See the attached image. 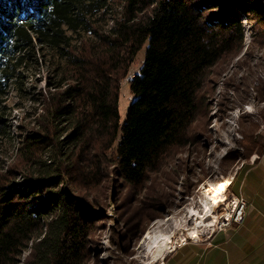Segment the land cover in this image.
Returning <instances> with one entry per match:
<instances>
[{
	"label": "trees",
	"instance_id": "1",
	"mask_svg": "<svg viewBox=\"0 0 264 264\" xmlns=\"http://www.w3.org/2000/svg\"><path fill=\"white\" fill-rule=\"evenodd\" d=\"M227 1L226 9L204 18L213 0H121L120 17L101 30L112 0H0V140L10 134L3 103L41 53L58 80L48 84L54 91L43 98L39 130L24 137L20 149L27 160L41 150L58 153L64 142L101 153L115 146L117 173L140 183L167 149L185 141L204 74L234 34L241 35V17L264 18L259 0H223L222 6ZM144 45L120 127V81ZM249 144L250 156L259 143ZM66 171L25 176L21 186L0 184V264H17L32 240L27 264L88 259L89 236L101 214L73 192Z\"/></svg>",
	"mask_w": 264,
	"mask_h": 264
},
{
	"label": "rangeland",
	"instance_id": "2",
	"mask_svg": "<svg viewBox=\"0 0 264 264\" xmlns=\"http://www.w3.org/2000/svg\"><path fill=\"white\" fill-rule=\"evenodd\" d=\"M213 1L215 7L207 9L204 18L230 4L227 1L222 6L223 0ZM259 1L264 5V0ZM120 15L121 0H112L99 28L107 30ZM144 53L145 45L120 81L117 100L120 127L133 100L128 82L138 73ZM36 57L37 64L25 71L19 89L11 88L3 103L10 134L0 140V184L21 186L25 176L35 177L45 170L54 173L57 167L65 171L68 168L64 177L73 192L101 214L89 236L90 256L83 264H145L144 249L151 237L176 236L177 224L192 228L190 210L202 213L205 204L212 206L219 199L212 196L217 191L215 185L224 180L228 185L221 192L222 206L217 207V212L220 221L226 216L231 197L240 196V171L264 144V18L241 17V35L234 34L231 46L204 74L196 96L197 112L185 141L167 149L137 184L125 181L114 168L115 146L101 153L95 146L79 150L78 146L72 148L64 142L58 153L41 150L32 154L34 161L27 160L20 149L24 137L30 130H39L43 98L54 91L48 84L58 80L47 57L45 62L41 53ZM252 139L259 145L249 156ZM254 226L255 218L250 217L245 231ZM216 227L199 226L195 236L190 233L185 239L208 240L219 231ZM235 229L233 225L229 230ZM34 242L30 241L22 250L17 264L31 260ZM177 259L170 257L168 264H175Z\"/></svg>",
	"mask_w": 264,
	"mask_h": 264
},
{
	"label": "crops",
	"instance_id": "3",
	"mask_svg": "<svg viewBox=\"0 0 264 264\" xmlns=\"http://www.w3.org/2000/svg\"><path fill=\"white\" fill-rule=\"evenodd\" d=\"M240 196L246 202V214L240 223L215 231L208 240L190 241L167 252L158 264H264V144L252 161L240 171ZM256 226L245 231L249 218ZM235 225L236 229H229Z\"/></svg>",
	"mask_w": 264,
	"mask_h": 264
},
{
	"label": "bare ground",
	"instance_id": "4",
	"mask_svg": "<svg viewBox=\"0 0 264 264\" xmlns=\"http://www.w3.org/2000/svg\"><path fill=\"white\" fill-rule=\"evenodd\" d=\"M228 182L219 181L217 186L215 185V188H217V191L212 195L213 197H216L217 201L213 202L212 206H207L206 204L203 206L204 211L202 213L192 211L190 210V217L192 219V228H185L183 226H180L177 224V234L176 236L170 235V234H155L151 237L149 242L145 245V264H153L155 263L160 257L165 253L169 252L171 250H174L182 240L187 237L190 233H195V229L199 226H206V227H216L219 230V226L223 225V218H221L217 212V207L221 205L220 202V195L221 192L227 187ZM212 187V190L215 189ZM236 202L235 200L233 202H230V208L227 211L226 217H229L231 212L233 211V203ZM217 205V206H216ZM222 206V205H221ZM223 212V210L221 211Z\"/></svg>",
	"mask_w": 264,
	"mask_h": 264
},
{
	"label": "built area",
	"instance_id": "5",
	"mask_svg": "<svg viewBox=\"0 0 264 264\" xmlns=\"http://www.w3.org/2000/svg\"><path fill=\"white\" fill-rule=\"evenodd\" d=\"M236 201L233 203V211L231 212L229 217H224L223 218V225L219 226V231L224 230L226 227H228L231 223H240L243 219V215L245 212V208H246V202L243 199L242 196H233L231 197V199L229 200L230 202ZM191 240H182L179 244H177V246H181V245H186L187 243H189ZM194 242V241H192ZM195 243V242H194Z\"/></svg>",
	"mask_w": 264,
	"mask_h": 264
},
{
	"label": "snow or ice",
	"instance_id": "6",
	"mask_svg": "<svg viewBox=\"0 0 264 264\" xmlns=\"http://www.w3.org/2000/svg\"><path fill=\"white\" fill-rule=\"evenodd\" d=\"M192 236H195V233H191Z\"/></svg>",
	"mask_w": 264,
	"mask_h": 264
}]
</instances>
